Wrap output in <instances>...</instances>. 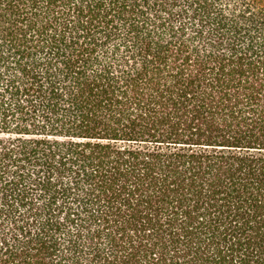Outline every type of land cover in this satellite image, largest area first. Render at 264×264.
Returning <instances> with one entry per match:
<instances>
[{
  "label": "trees",
  "instance_id": "trees-1",
  "mask_svg": "<svg viewBox=\"0 0 264 264\" xmlns=\"http://www.w3.org/2000/svg\"><path fill=\"white\" fill-rule=\"evenodd\" d=\"M0 264H264V0H0Z\"/></svg>",
  "mask_w": 264,
  "mask_h": 264
}]
</instances>
